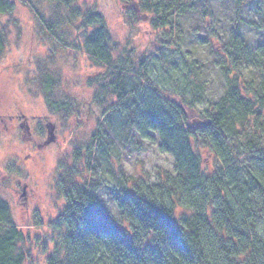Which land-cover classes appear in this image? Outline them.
I'll return each mask as SVG.
<instances>
[{
  "label": "rangeland",
  "instance_id": "rangeland-1",
  "mask_svg": "<svg viewBox=\"0 0 264 264\" xmlns=\"http://www.w3.org/2000/svg\"><path fill=\"white\" fill-rule=\"evenodd\" d=\"M10 1L12 13L0 15L5 36L0 57V201L8 204L11 222L23 235L25 264H45L42 244L52 247L50 225L65 205L55 186L64 172H58L60 164L67 169L75 165L80 186L96 183L101 210L129 234L114 203L118 193L126 184H154L174 174L172 158L158 150L157 134L142 140L124 127L126 109L121 107H133L131 96L137 90L159 91L166 104H178L194 131L207 122L206 114L230 84L247 90L253 82V89H264L262 63L232 69L234 59L228 54L235 35L253 49L264 44V0L258 5L251 0L241 5L235 0H175L167 28H154L151 14L138 8L132 12L122 0H70L67 7L50 0ZM87 11L102 19L113 59L126 49L136 61L123 79L124 103L110 91L96 99L100 85L109 81L108 72L84 50L94 27L72 18ZM21 123L28 126L27 133ZM93 135L105 142L107 152L96 140L91 152L82 150L74 163V150L87 146ZM241 152L239 160L244 159ZM196 153L205 173L220 167L210 147L200 143ZM182 213L176 209L175 223ZM94 216L101 221V214Z\"/></svg>",
  "mask_w": 264,
  "mask_h": 264
},
{
  "label": "trees",
  "instance_id": "trees-1",
  "mask_svg": "<svg viewBox=\"0 0 264 264\" xmlns=\"http://www.w3.org/2000/svg\"><path fill=\"white\" fill-rule=\"evenodd\" d=\"M50 1L66 7L70 4V0ZM122 1L130 3L132 12L138 8L142 14H151L154 28L172 26L169 18L175 0L163 4ZM251 1L258 5L259 0ZM13 9L10 0H0L1 16ZM72 18L94 27L84 41V50L108 72L109 81L100 85L96 99L102 100L110 91L124 103L123 79L136 63L132 52L124 49L122 56L113 59L107 31L93 11ZM233 42L228 51L234 59L232 69L248 67V62L264 67V44L253 49L236 35ZM4 49L5 36L0 31V57ZM137 60L141 66L143 62ZM230 68L225 69L226 76ZM246 89L230 84L213 111L206 114L207 122L194 131L187 127L178 104H166L157 90H135L133 107H121L126 109L124 127L142 140L157 134L158 150L172 158L174 174L154 184L140 180L130 184L131 188L126 184L118 193L114 203L129 234L101 210L96 183L80 186L75 182L79 174L75 165L67 169L60 164L58 172H64L55 186L65 205L50 225L52 247L42 244L45 264H264V89H253V82ZM96 140L93 135L87 146L75 149L73 162L80 160L82 150L89 154ZM97 141L107 152L105 142ZM200 143L210 147L220 161V167L209 174L202 170L196 153ZM238 150H243L244 159L239 160ZM177 208L184 213L175 223ZM95 212L101 214V221ZM22 241V233L11 222L8 204L0 201V264H25Z\"/></svg>",
  "mask_w": 264,
  "mask_h": 264
},
{
  "label": "flooded vegetation",
  "instance_id": "flooded-vegetation-1",
  "mask_svg": "<svg viewBox=\"0 0 264 264\" xmlns=\"http://www.w3.org/2000/svg\"><path fill=\"white\" fill-rule=\"evenodd\" d=\"M20 127H24V128L26 129V133H27L28 126H26V124H25V123H21V124H20Z\"/></svg>",
  "mask_w": 264,
  "mask_h": 264
},
{
  "label": "bare ground",
  "instance_id": "bare-ground-1",
  "mask_svg": "<svg viewBox=\"0 0 264 264\" xmlns=\"http://www.w3.org/2000/svg\"><path fill=\"white\" fill-rule=\"evenodd\" d=\"M20 128L24 129L23 127H20ZM24 131H26V129Z\"/></svg>",
  "mask_w": 264,
  "mask_h": 264
}]
</instances>
